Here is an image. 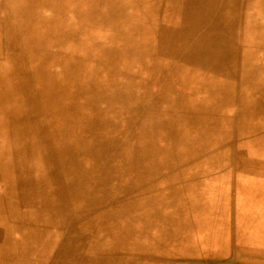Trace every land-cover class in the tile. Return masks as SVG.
I'll use <instances>...</instances> for the list:
<instances>
[{
    "label": "rangeland",
    "instance_id": "1",
    "mask_svg": "<svg viewBox=\"0 0 264 264\" xmlns=\"http://www.w3.org/2000/svg\"><path fill=\"white\" fill-rule=\"evenodd\" d=\"M262 17L0 0V264H264Z\"/></svg>",
    "mask_w": 264,
    "mask_h": 264
},
{
    "label": "bare ground",
    "instance_id": "2",
    "mask_svg": "<svg viewBox=\"0 0 264 264\" xmlns=\"http://www.w3.org/2000/svg\"><path fill=\"white\" fill-rule=\"evenodd\" d=\"M261 9H262V8H261ZM240 10H241V9H240ZM262 10H263V9H262ZM261 13H262V12H261ZM262 14H263V13H262ZM251 16H252V15H251ZM248 17H249V19H250V16H248ZM257 17H258V15H257ZM259 17H260V16H259ZM95 18H96V17H95ZM263 18H264V17H262V19H263ZM245 19H246V18H244V20H245ZM256 19H258V18H255V20H256ZM263 20H264V19H263ZM251 21H252V23L254 22V20H252V18H251ZM249 22H250V21H249ZM249 22H248V23H249ZM263 23H264V21H263ZM196 24H197V23H196ZM204 26H205V25H204ZM226 26H227V25H226ZM206 27H207V26H206ZM210 27H211V26H210ZM255 27H256V26H255ZM257 27H258V26H257ZM208 28H209V27H208ZM259 28H260V26H259ZM249 29H250V28H249ZM257 29H258V28H257ZM257 29H256V30H257ZM212 30H213V29H212ZM212 30H211V31H212ZM223 31H224V30H223ZM243 31H244V30H243ZM250 31H251V29H250ZM250 31H249V32H250ZM258 31H259V30H258ZM8 32H9V31H8ZM205 32H206V31H205ZM241 32H242V31H241ZM247 32H248V31H247ZM247 32H246V33H247ZM256 32H257V31H255V33H256ZM202 34H203V33H202ZM250 34H251V33H250ZM252 34H254V33H252ZM219 35H220V34H219ZM241 35H242V34H241ZM246 35H247V34H246ZM256 35H257V34H256ZM212 36H213V35H212ZM199 37H200V36H199ZM217 38H218V37H217ZM237 38H238V37H237ZM249 38H250V37H249ZM206 40H207V39H206ZM208 40H209V39H208ZM212 40H213V39H212ZM215 40H216V39H215ZM215 40H213V41H215ZM226 40H227V39H226ZM200 41H203V40H200ZM223 41H224V40H223ZM205 42L207 43V41H205ZM217 42H218V40H217ZM229 42H231V41H229ZM235 42H236V41H235ZM194 43H195V42H194ZM200 43H201V42H200ZM211 43H212V42H211ZM214 43H215V42H214ZM214 43H213V44H214ZM208 44H209V43H208ZM222 44H223V42H222ZM240 44H241V43H240ZM201 45H203V44H201ZM210 45H211V44H210ZM241 45H242V44H241ZM211 46H212V45H211ZM215 46H216V45H215ZM220 46H221V45H220ZM242 46H243V45H242ZM199 48H200V47H199ZM222 48H223V47H222ZM241 48H242V47H241ZM243 48H244V47H243ZM201 49H202V48H201ZM233 49H234V48H233ZM229 50H230V49H229ZM216 51H218V49H217ZM223 51H224V50H223ZM233 51H234V50H233ZM243 51H244V50H243ZM231 52H232V50H231ZM236 53H238V51H237ZM246 53H247V52H246ZM228 54H229V52H228ZM228 54H227V55H228ZM239 55H242V54L239 53ZM239 55H238V56H239ZM246 55H247V54H246ZM224 56H226V55H224ZM243 56H245V55H242V57H243ZM232 57H233V55H232ZM245 57H246V56H245ZM227 58H228V57H227ZM222 59L224 60V58H222ZM227 60H228V59H227ZM221 61H222V60H221ZM237 61H238V60H237ZM230 62H232V61H230ZM238 62H239V61H238ZM223 63H224V62H223ZM239 63H240V62H239ZM242 63H243V60H242ZM212 64H213V63H212ZM212 64H211V65H212ZM226 64H227V63H226ZM230 64H231V63H230ZM230 64H229V65H230ZM233 64H234V63H233ZM224 65H225V64H224ZM239 65H240V64H239ZM239 65H238V66H239ZM241 65H242V64H241ZM215 66H216V65H215ZM226 66H227V65H226ZM238 66H237V67H238ZM222 67H223V66H222ZM212 68H213V66H212ZM220 68H221V67H220ZM224 68H225V67H224ZM231 68H233V67H231ZM235 68H236V66H235ZM240 68H241V67H240ZM263 68H264V66H263ZM221 69H222V68H221ZM236 69H237V68H236ZM217 70H219V69H217ZM225 70H226V69H225ZM228 70H229V69H228ZM234 70H235V69H234ZM238 70L240 71L239 68H238ZM221 71H222V70H221ZM226 71H227V70H226ZM223 72H224V71H222V73H223ZM224 73H225V72H224ZM233 73H234V72H233ZM231 74H232V73H231ZM238 74H239V73H238ZM229 75H230V74H229ZM236 75H237V74H236ZM226 76H227V75H226ZM237 76H238V75H237ZM231 77H232V76H231ZM227 79H228V78H227ZM225 80H226V79H225ZM229 80H230V78H229ZM226 82H227V81H226ZM230 83H231V82H230ZM230 83H229V84H230ZM227 84H228V83H227ZM234 84H235V83H234ZM241 84H242V83H241ZM245 85H246V84H245ZM215 86H216V85H215ZM218 86H219V85H218ZM229 86H230V85H229ZM250 87H251V86H250ZM250 87H249V88H250ZM217 88H218V87H217ZM229 88H230V87H229ZM235 88H236V87H235ZM237 88H239V87H237ZM225 89H226V88H225ZM227 89H228V88H227ZM240 89H241V88H240ZM245 89H246V88H245ZM247 89H248V88H247ZM224 91H225V90H224ZM243 91H244V90H243ZM246 91H247V90H246ZM246 91H244V93H245ZM232 92H233V91H232ZM232 92H230V93H232ZM234 92H235V91H234ZM234 92H233V93H234ZM230 93H229V94H230ZM239 93H241V92H239ZM242 93H243V92H242ZM261 93H262V92H261ZM223 95H224V94H223ZM231 95H232V94H231ZM235 95H236V94H235ZM241 95H242V94H241ZM243 95H244V94H243ZM243 95H242V96H243ZM260 98H261V97H260ZM107 99H108V98L106 97V100H107ZM209 99H210V98H209ZM209 99H208V100H209ZM256 99H257V98H256ZM201 101H202V100H201ZM239 102H240V101H239ZM259 102H260V101H259ZM200 103H201V102H200ZM257 105H258V104H257ZM258 106H259V105H258ZM259 109H260V107H259ZM213 111H214V110H213ZM213 111H212V112H213ZM249 111H250V110H249ZM257 111H258V110H257ZM196 113H197V112H196ZM256 114H257V113H256ZM213 115H214V114H213ZM257 115H258V114H257ZM260 116H261V115H260ZM263 116H264V114H263ZM214 117H215V116H214ZM263 118H264V117H263ZM219 120H220V118H219ZM207 121H208V120H206V122H207ZM211 121H212V120H211ZM216 121H217V120H216ZM216 121H215V122H216ZM223 121H224V120H223ZM217 122H218V121H217ZM219 122H220V121H219ZM224 123H225V121H224ZM220 124H221V123H220ZM212 126H213V125H212ZM219 126H220V125H219ZM222 127H223V126H222ZM218 128H219V127H218ZM252 128H253V127H252ZM252 130H253V129H252ZM240 137H241V136H240ZM237 138H238V137H237ZM263 139H264V138H263ZM235 140H236V139H235ZM238 140H239V139H237L236 141H238ZM240 140H241V139H240ZM263 143H264V141H263ZM239 154H240V153H239ZM239 154H238V155H239ZM225 157H226V156H225ZM231 157H232V156H231ZM231 157H230V158H231ZM234 157L237 158L236 155H234ZM200 200H201V201H200ZM200 200L198 199L197 202H201L202 207H201V204H200V203H197L196 206L198 207V209H200V210L203 211L202 208H205L206 203H207V198H206L205 196H204V197H200ZM255 203H256V202H255ZM220 204H222V203H220ZM220 204L217 203L218 206L222 207ZM189 205H190V204H189ZM193 206H195V204H193L190 208H192ZM202 211H201V212H202Z\"/></svg>",
    "mask_w": 264,
    "mask_h": 264
}]
</instances>
